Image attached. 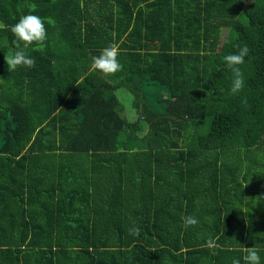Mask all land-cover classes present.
<instances>
[{"label":"trees","instance_id":"16d2710c","mask_svg":"<svg viewBox=\"0 0 264 264\" xmlns=\"http://www.w3.org/2000/svg\"><path fill=\"white\" fill-rule=\"evenodd\" d=\"M27 14L47 40L10 72ZM112 43L123 69L103 76ZM247 247L264 264V0H0V264H243Z\"/></svg>","mask_w":264,"mask_h":264},{"label":"clouds","instance_id":"9594fccd","mask_svg":"<svg viewBox=\"0 0 264 264\" xmlns=\"http://www.w3.org/2000/svg\"><path fill=\"white\" fill-rule=\"evenodd\" d=\"M47 23L52 25L55 23L51 18L47 19ZM14 39L16 51L12 55L5 56L9 71H15L17 68H32L35 66V60L27 55L25 49L31 46L42 48L47 40V29L45 20L35 14H27L22 16L17 23L10 29ZM249 55L247 46L239 47L234 54H228L224 57L226 67L232 73V84L230 93L232 95L239 94L244 86V75L241 65L244 64L245 58ZM119 48L115 43L109 44L104 48L98 56L93 57V70L101 73L103 76H111L122 71L123 66L118 60ZM183 227L188 228L195 226L198 220L194 216H183ZM138 228L129 230V235H139ZM210 249L217 247L214 239L209 238L207 245ZM213 254L215 252L213 251ZM243 264H261V257L255 247H247L246 254L243 256ZM232 264H241V259L234 258Z\"/></svg>","mask_w":264,"mask_h":264},{"label":"rangeland","instance_id":"374dc122","mask_svg":"<svg viewBox=\"0 0 264 264\" xmlns=\"http://www.w3.org/2000/svg\"><path fill=\"white\" fill-rule=\"evenodd\" d=\"M226 35H227V30L225 29L222 33V41L226 38ZM117 93H118L119 99L124 104L123 114L130 121L137 119L138 114H137L135 107L132 104L131 94L124 89L118 90Z\"/></svg>","mask_w":264,"mask_h":264},{"label":"crops","instance_id":"0c3cea01","mask_svg":"<svg viewBox=\"0 0 264 264\" xmlns=\"http://www.w3.org/2000/svg\"><path fill=\"white\" fill-rule=\"evenodd\" d=\"M260 205L262 206L263 204L260 203ZM260 210L261 207L257 205L255 209H250V211L248 212V208L246 206H243V208H241V210L237 213V216L243 218V221L249 222V216L256 217L257 215H259Z\"/></svg>","mask_w":264,"mask_h":264}]
</instances>
